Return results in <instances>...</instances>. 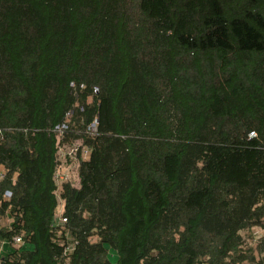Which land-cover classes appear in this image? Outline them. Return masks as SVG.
I'll use <instances>...</instances> for the list:
<instances>
[{"label": "trees", "instance_id": "16d2710c", "mask_svg": "<svg viewBox=\"0 0 264 264\" xmlns=\"http://www.w3.org/2000/svg\"><path fill=\"white\" fill-rule=\"evenodd\" d=\"M0 168V264H264V0H0Z\"/></svg>", "mask_w": 264, "mask_h": 264}, {"label": "rangeland", "instance_id": "374dc122", "mask_svg": "<svg viewBox=\"0 0 264 264\" xmlns=\"http://www.w3.org/2000/svg\"><path fill=\"white\" fill-rule=\"evenodd\" d=\"M82 143L78 142L74 145L63 147L59 151V167H58V174L60 177V183H71L74 187H79V166L80 160L78 155L80 153ZM89 150L87 148L81 149V155L83 159H88L89 157ZM7 223H3L6 225ZM264 235V231L256 228L251 231H247L243 234L245 242L248 246H255L257 241H259Z\"/></svg>", "mask_w": 264, "mask_h": 264}, {"label": "built area", "instance_id": "2783aa9c", "mask_svg": "<svg viewBox=\"0 0 264 264\" xmlns=\"http://www.w3.org/2000/svg\"><path fill=\"white\" fill-rule=\"evenodd\" d=\"M5 173L6 172H5L4 168H0V178L4 177ZM62 178L63 177L59 176L58 168H57V171H56L55 176H54V181H55L56 186H57V195H58L59 199H60L61 193L63 191V187H64V184L60 183L61 182L60 179H62ZM7 197L8 198L11 197L10 193H7ZM60 204L63 206L62 201H60ZM61 211H63V210H61ZM67 222H68V220H67V218H65L63 216V214H60V215L58 214L54 219V224L56 225V227H64L67 224ZM2 245H3V243H2ZM22 245H23V239L21 237L15 238L14 247L19 248ZM63 245H64V253H65V255H68L76 249L78 242L72 236L69 235L68 239H67V243H63ZM0 250L2 251V247L0 248ZM1 251H0V253H1Z\"/></svg>", "mask_w": 264, "mask_h": 264}, {"label": "crops", "instance_id": "0c3cea01", "mask_svg": "<svg viewBox=\"0 0 264 264\" xmlns=\"http://www.w3.org/2000/svg\"><path fill=\"white\" fill-rule=\"evenodd\" d=\"M1 251V250H0ZM2 252V251H1Z\"/></svg>", "mask_w": 264, "mask_h": 264}]
</instances>
